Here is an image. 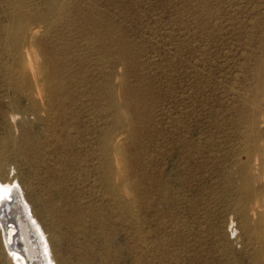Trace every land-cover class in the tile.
<instances>
[{"label":"rangeland","instance_id":"obj_1","mask_svg":"<svg viewBox=\"0 0 264 264\" xmlns=\"http://www.w3.org/2000/svg\"><path fill=\"white\" fill-rule=\"evenodd\" d=\"M14 1L0 0V39L2 31L13 24L12 19H9L11 18L9 13L21 9L24 11L26 8L25 11L33 10L32 14L35 15L46 3V0L15 1L19 8L17 4L11 6ZM75 1L72 0V3L76 4ZM77 1L79 4L76 5L82 8V11L89 7V10L93 9L109 24L114 25L132 48L129 50V58L133 64L132 68L135 67L134 70L123 72L115 59L107 57L110 59L105 60L111 66L117 62V65H113L115 68L113 67L114 71L111 72L112 79L119 82L124 76V82L129 83L128 86L137 85L141 92L144 91L148 109L145 111L146 119L138 125L141 150L144 152L141 153L142 160L139 162H142L139 164L141 167L143 165L142 168L145 167L144 171L149 177L148 184L154 186L152 191H157L158 180L161 184H166L167 202L158 205V197L154 193L145 192L141 193L140 206L132 209L129 215L123 216L120 212H115L114 208L120 201L129 203L131 197L128 194H121L118 190H115L114 194H109L112 189L110 185L102 182L101 171L98 169L99 161L95 157L96 153L98 156V152L88 148L87 144L83 150L89 156L85 157L86 154L81 151L87 164L83 160L84 164L81 163L80 168L77 167L78 170L60 166L57 160L58 150L53 151V154H50L49 150L43 152L42 158L46 157L44 160L48 164L36 165L40 169L28 165L16 155H9L8 163L10 168H14L20 191L26 197L33 215L47 236L53 253L56 256L61 253L60 257L64 255L66 264H259L257 258L264 257V244L261 243L264 238V169H260L254 175V186L261 192L257 202L260 206L257 208L258 215L249 214L251 226L244 229L242 225L244 217L237 210L240 208L238 188L242 182V174L239 162L243 149L239 142V134L246 129L240 125L237 116L242 112L246 116L250 115V109L256 106L254 107L258 114L256 119L260 132L264 133V73H261L264 69H260L264 67V0ZM40 3H44V6H40ZM83 12L85 14V11ZM27 17L22 18L23 24L38 26L42 30L45 28L40 21ZM69 34L72 37L76 33ZM69 34V37L65 35L67 40L70 38ZM76 35L70 38L69 42L72 41L70 43L74 49L76 46L80 47L76 49L82 53L81 56L88 55L87 49L94 52L93 49H89L93 46H88L84 39L80 36L77 38ZM7 49L2 51L0 48L1 96H6L7 93L6 70H10V74L14 73L10 58L13 52L9 49L10 53H7ZM27 50L21 64L28 61L33 66L35 62H41L35 48ZM84 50L87 52L84 53ZM92 52L90 51L89 58L86 56L82 60V57H79L80 60L75 61L80 65L78 71L83 69L79 72L81 78L79 77L78 82L81 84L78 85L81 87L75 94L74 103L82 129L79 132L82 134L79 135L81 140L98 134L105 118H108L106 119L108 121L111 117L113 118L110 121L115 119L114 113L111 114L109 110L105 113L107 105L103 97H97L95 100L93 97L83 96L88 91L85 87L86 76L91 75L92 80L94 78L95 86L99 84L97 81L99 82L101 78L97 73H94L95 76L98 75L96 77L92 75V69L98 67L97 63H100L99 60L96 61ZM258 63L262 64V67L258 66L260 65ZM74 67L77 69V66ZM38 71L37 67H25L18 69L17 72L20 74L23 72L30 80V75ZM130 71L133 72L130 74ZM7 96L0 101L2 102L0 110L11 113L5 105L9 101L13 102L18 110L17 112L14 110L16 115L19 111H25L30 136L35 140L42 139L43 128L40 123L33 122L32 109L29 107L27 97L12 91ZM251 96L252 98L255 96V101H251ZM242 99L245 102L243 106ZM251 105L253 106L250 107ZM18 117L20 116H16V119ZM61 123L62 120L56 121L55 126L60 128ZM15 124L20 127L19 119L15 120ZM82 124L86 127H82ZM87 127H92L95 134L89 135L85 130ZM9 132L18 135V132L8 129L0 119V139L6 137ZM260 146H264V142ZM90 151L96 153L92 154ZM116 160L119 168L117 169L126 175L127 170L122 156L117 155ZM260 160L264 161V154H260L257 163ZM50 165L53 171L56 168L55 172H58L59 178L64 175L62 173L65 169L70 174L68 178H60L62 182L59 181L57 187H53L58 192L48 183L50 178L54 179L50 172L45 170L49 169ZM57 167L62 171L59 172ZM52 189L55 193L51 191ZM113 197L115 200H111ZM146 200L154 208H144ZM150 200L155 203H151ZM71 206H76L78 212L75 208L71 210ZM49 207L59 211L66 210L67 213L73 211L74 214H78L80 210L84 212V216L81 215L82 227L78 231L87 232L88 240L82 236L72 235L73 231L70 234L68 231L71 230L66 226L55 229L51 217L44 211ZM79 207L82 209H77ZM86 209L87 211H84ZM96 215L102 219L110 216L107 218L111 221L110 226L96 230L99 227ZM258 220L260 225L259 223L256 225ZM90 223L94 224L92 228L89 227ZM95 230L96 235L90 232ZM2 231L0 228V235ZM17 239V243L20 244L21 237ZM78 245L81 246L80 249ZM87 246L89 251H86ZM148 251L154 255L151 256ZM56 262L63 264L60 258H56Z\"/></svg>","mask_w":264,"mask_h":264},{"label":"bare ground","instance_id":"obj_2","mask_svg":"<svg viewBox=\"0 0 264 264\" xmlns=\"http://www.w3.org/2000/svg\"><path fill=\"white\" fill-rule=\"evenodd\" d=\"M15 1L19 2L21 0H15ZM15 1L11 3V6L17 4ZM75 2L76 4H79L77 3L78 2L77 0ZM43 4L44 3L42 4L40 3L39 5L41 6ZM76 4H73L72 0H46L45 7L43 8L41 7L42 9L39 12H37V14L35 15L32 14L33 10L25 11L26 8L24 11H21L22 9L14 10L15 11L14 13L13 12L9 13V16L11 17L9 19L10 20L12 19L11 21L13 23L12 26L10 28L4 29L1 34L2 35V38L0 39L1 50L5 51V48L7 49L9 47L7 49V53H10L8 52L9 49H12L13 52V54L10 55V58H11V68L14 69L13 71L14 73L10 74L9 73L10 70H6L7 73L6 84L8 86L6 85L5 88L7 93L6 96L0 95V101L3 100V97L7 98L8 97L7 94H9L10 91H12L13 93H18L20 95L26 96L29 102V107L30 109H32L31 118L33 122L41 124L45 138L43 136L42 138L43 140L42 139L35 140L30 136V132L26 125L27 116L25 115V111L23 112L19 111V114L16 115L14 113V110L16 112L18 110L16 109L15 104L13 102L9 101L5 105V108H9L11 110V113L9 112L6 113L0 110V119L4 122L6 127L8 129H12L13 132H18V135L9 132V134L6 135V137L0 139V228L3 230L0 235V264H57L56 258L57 259L60 258L63 264H66L64 261L65 258H63L65 257L64 255L60 257L61 253L58 254L57 256L56 254L53 253L47 236L45 235L40 224H38L35 216L33 215L26 197L22 195L20 191V186L17 183L16 177L14 175V168L13 167L10 168V164L8 163L9 155H16L22 158L23 160H25V162L28 165L30 166L34 165L36 167V165L38 166L41 163L43 165L48 164V162L46 163L45 162L46 160H44L46 157L42 158L43 152L49 150L50 154H53V151L57 152L58 150L59 157L58 156H57L58 158L56 157L57 160L60 162V164L59 162L58 164L60 166L63 165V167L66 169L67 168L76 169L77 167L80 168L81 163L84 160L83 159L84 157L82 156L81 153L83 152L84 154H86L85 157L89 156L87 155V153H85V150H83L86 148L84 146H86L87 144L88 148L94 149L96 152H98V156H97L96 152L95 154L93 153L94 151L92 152L90 151L92 154H95L96 159L99 161L98 169L101 171L102 182L105 183L107 186L110 185L112 189L109 191V194H114L113 192L115 190H118L121 194H128L131 197L129 203L125 202L124 200L120 201L117 207L114 208L115 212L118 211L123 216L129 215L132 209L134 210L136 206L138 205L140 206V202L142 201L141 193L144 194L145 192L154 193V195L158 197L157 200L158 205L167 202L165 200L166 184L163 183L162 181L161 182L163 184H161L160 181L158 180L157 191L156 190L152 191L154 186L152 184H148L149 177L146 175L144 171L145 167L142 168L143 165L141 167V165L139 164L142 162V161L139 162V160H142L141 153L143 151L141 150L142 148H141L140 133H139L140 131L138 125L141 121L146 119L147 115L145 111L146 109H148V105L146 104L147 98L144 96V91L141 92L140 88H138L137 85L128 86L129 83L126 84L124 82L125 80L123 79L124 76L122 77V81L119 82H117L115 79H112L111 76L112 75L111 72L114 71L113 67L117 65L116 64L117 62L119 63L120 69L124 70L123 72L125 71L127 72L128 70L133 69L132 61L129 58V52H130L129 50H132V48L126 42L127 40H125L123 36L118 32L117 28L114 27V25L109 24L103 18V16H100L99 14L95 13L93 9L89 10V7H87L86 10H83L85 11L84 14V12L81 10L82 8H80ZM39 5L38 7H40ZM18 7L20 8L19 5ZM14 9L16 8L14 7ZM23 17H27L31 19L34 18L35 20H38L42 24H44L45 28L42 30L38 26L31 27L28 23L23 24L22 23ZM70 32H74L78 34V36L75 34L77 38L80 36L82 39L85 40V43H87L88 46L91 47L93 46L92 48L89 47V49H93L94 52L90 50L92 52V55L95 56L96 61L99 60L98 62L101 63V64L97 63L98 67H96L95 69L91 68L93 72V73L91 72L92 75H94V73H97L101 76L100 78V80L102 79L101 82L100 80L99 82L97 81V84L98 83L99 84L95 86L93 82L94 78L92 80L91 75L89 77V75L87 74L88 75L86 76L87 78L85 77L86 78L85 87L88 88L87 91L88 95L87 93H85L83 96H87V97L90 96L89 98L93 97L95 100H97L96 99L97 97H103L104 98L103 100L106 101L105 103L107 105L106 108L107 112L105 113H108L109 110L111 114L112 113L115 114V119H113V121H110L112 120L113 117H111V119L109 118V121L106 120L108 118H105V120L101 124L102 127L100 126L101 128L98 130V132L96 130V132L98 133L96 135H94L95 131L92 127L85 128L86 132H88L89 135H94V136L89 137L88 133H86L89 138H86L84 136L85 139L84 140L82 139L83 141L80 139L81 137L79 136L82 135L79 133L80 130L82 131L81 126L79 125L80 122L79 114L74 108V103L76 101L75 94L77 90L81 87L79 86L81 82L80 84L78 82V80H80L81 78L79 72L83 71V69L80 70L79 67L80 71H78V66L80 65L76 64L77 62L75 61H77L78 59L80 60L79 57H82V60L85 59L84 57L86 56L88 57L90 51L87 49L88 55L84 57L83 55L81 56L82 53L78 52V49H76L77 46L74 49L73 45L71 44L72 41H70L71 43L69 42V40H71L70 38L75 36L73 35L71 37V34H69ZM67 33L70 35L69 40H67L65 37V35L69 37ZM129 47L131 49H129ZM28 48H35L38 51V56L41 58L40 63L35 62L34 65L32 66L27 61L25 64H21L23 57H26L27 54L26 52L28 51L27 50ZM77 48L80 47L78 46ZM87 51L84 50V53ZM107 57L115 59L117 62L116 63L114 62L115 64H112L111 66L108 63V61L105 60ZM84 61L82 62L85 63ZM78 63H80V61ZM74 66H77V69H75ZM258 66L262 67V64ZM25 67L28 68L37 67L39 71L30 75L31 79L28 80V78L24 75L23 72L21 74L17 72L18 69H24ZM260 69L262 70L264 69V67ZM117 71L119 73V70ZM137 71L134 72L136 73ZM88 72H90V70ZM132 72L133 71H130V74ZM97 74L96 76H98ZM96 76L94 75V77ZM125 77L127 76L125 75ZM128 78H126V80ZM243 99L241 102L242 106L245 104ZM249 99H248L249 102L255 101V96L253 98L251 96V101ZM0 103H1L0 105H2V102ZM247 104H248L247 108H249V103ZM250 104H252V102ZM252 106L253 105H251L250 107ZM254 107L250 109V115L246 116L245 113L242 112L237 116V120L240 123V125L241 126L243 125L246 129V131L241 132L239 134V142L243 149L241 150L240 153L242 157H241V161L239 162L240 174H242V182L240 187L238 188V194H239L238 203L240 205V208L239 210H237L239 211V214L242 217H244L242 223L244 229H247L248 227L251 226L248 215L249 214H251L252 216L258 215L257 208H259L260 206L257 205L258 204L257 202H258V197L261 195V192L260 189L254 186V175L255 172L259 171L260 169H264V161L260 160V162L257 163L260 154H264V146H260V144L264 142V133L260 132L261 130L259 128V122L256 119L258 114L255 112ZM16 116H20L17 118L21 122L20 127L19 126L17 127V125L15 124V120H17ZM108 116L110 115L108 114ZM60 120H62L61 126L60 128H57V126H55L56 121H60ZM82 127H86V126H83L82 124ZM40 133L41 132H39V134ZM47 154L50 156L49 152ZM117 155H121L123 158V162L127 170L126 175H123L118 170L119 169L118 161L116 160ZM41 158L43 159V161ZM49 159L51 160L52 158L50 157ZM84 162L87 164L85 160ZM47 167L49 166H44V168ZM88 167H90V165ZM114 167H116L115 171H114ZM78 168L76 170H78ZM66 169L64 173H62L64 175L63 176L61 175L63 178L66 177L68 178V175H70ZM45 170H48L51 176L54 178L53 180H51V178L49 179L48 181L49 185L52 188L53 187L56 188L57 185L59 184V181H61L60 178L62 177L59 178L58 172L57 173L55 172L56 168L53 171L51 165L49 169L47 168ZM58 170H60V168H58ZM61 171L62 170H60L59 172ZM71 177L73 178L72 175ZM53 189L51 191H53ZM54 190L57 191L56 189ZM103 194L100 195L103 196ZM46 197L49 200L48 198L49 195ZM112 199H114V197L111 198V200ZM153 202L155 203V201L152 200L151 203ZM48 203L50 204V201ZM144 205H145L144 208L153 207V205L150 206V202H148V200H146V203ZM75 207H72L71 210H73V208ZM77 209L80 210L82 208L79 207ZM110 210L111 212L114 213L111 207ZM44 211L47 216L51 217L52 220L51 219L50 220L52 221L53 227L55 229L66 226L71 230L68 231L70 232V234L73 231L72 235L75 234L76 236H82L86 239L89 236V234H87V232L85 233L84 230L78 231L82 227L81 215L84 216L83 214L84 212L82 213L81 210L80 211L82 214L80 213V211L78 214H74L73 211H71L72 213L71 212L67 213L66 210L59 211V210H55L54 207H49ZM84 211H87V209ZM103 211L106 212L105 209ZM97 212L98 211H96V213ZM91 214H92L91 216H93V213ZM95 217L99 221L97 222L99 227L96 230H98L99 228L101 229L103 227L110 226L109 222L111 221H108L107 219L110 216H107V218L105 216V218L103 219L98 218L97 215ZM84 220L83 223L86 221ZM258 223L260 225L259 220L256 222V225H258ZM90 224L91 226L89 225V227L92 228L94 224L93 223ZM96 230L90 232L94 233L96 232ZM57 231L60 232V230ZM98 232L100 233V230ZM94 235L96 234L94 233ZM17 237H21L20 244L17 243L18 240ZM74 238L75 237H73V239ZM56 239L58 240L57 237ZM104 243L106 245V242ZM261 243L264 244V238H262ZM105 245L103 246L105 247ZM79 246L80 245H78V247ZM132 247L134 246L132 245ZM132 247H130V249ZM142 249L143 248H141V250ZM84 250H86V248ZM103 250L105 251V249ZM86 251H89L88 246ZM143 251L147 252V250H143ZM82 253L84 254V252ZM106 253L107 252H105V254ZM153 255L151 253V256ZM88 258H92V257H88ZM257 260L259 264H264V257L260 258L259 256Z\"/></svg>","mask_w":264,"mask_h":264}]
</instances>
